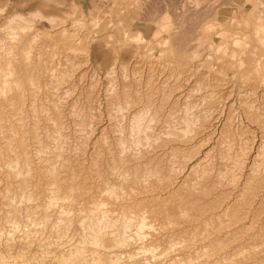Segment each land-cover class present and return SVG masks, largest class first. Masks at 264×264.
Wrapping results in <instances>:
<instances>
[{"label": "rangeland", "instance_id": "1", "mask_svg": "<svg viewBox=\"0 0 264 264\" xmlns=\"http://www.w3.org/2000/svg\"><path fill=\"white\" fill-rule=\"evenodd\" d=\"M262 28L264 0H0V264H264ZM100 203L146 239L96 241Z\"/></svg>", "mask_w": 264, "mask_h": 264}, {"label": "bare ground", "instance_id": "2", "mask_svg": "<svg viewBox=\"0 0 264 264\" xmlns=\"http://www.w3.org/2000/svg\"><path fill=\"white\" fill-rule=\"evenodd\" d=\"M205 4V3H204ZM201 7V6H200ZM39 8H40V6H39ZM40 11V10H39ZM183 13V12H182ZM199 15V14H198ZM258 15V14H257ZM182 17V16H181ZM194 17V16H193ZM24 18V17H23ZM201 19V18H200ZM203 19V18H202ZM49 24V23H48ZM201 24V23H200ZM93 25V24H92ZM95 25V24H94ZM106 25V24H105ZM168 26V25H167ZM165 28V27H164ZM194 29V28H193ZM198 29V28H197ZM163 30V29H162ZM210 30V27L209 28H206L205 30H204V33L203 34H205V33H207V31H209ZM264 32V30H263V28H262V30H261V32ZM63 32H64V34L63 35H65V33L67 32L65 29L63 30ZM50 34V33H49ZM198 34V33H197ZM260 34V32L258 31L257 32V36ZM38 35V34H37ZM165 35V34H164ZM198 36V35H197ZM35 39V38H34ZM142 40H143V38L141 37V39H140V42H142ZM262 42V43H261ZM261 44L264 46V41L263 40H261ZM1 44V43H0ZM260 46V45H259ZM120 53V52H119ZM28 55V54H27ZM134 64V63H133ZM129 67V66H128ZM110 69H112V68H110ZM54 77V76H53ZM179 78V77H178ZM56 79V78H55ZM131 82V81H130ZM61 82H59V81H57V85H59ZM191 83V82H190ZM52 86V85H51ZM171 86V85H170ZM57 87V86H56ZM57 89V88H56ZM110 89V88H109ZM3 91V90H2ZM242 91V90H241ZM60 92V91H59ZM211 93V92H210ZM67 94V93H66ZM187 100V99H186ZM141 105V104H140ZM194 110V109H193ZM206 114V113H205ZM210 114H212V113H210ZM209 115V114H208ZM207 116V115H206ZM40 117V116H39ZM136 117V116H135ZM210 117V116H209ZM207 118V117H206ZM229 118V117H228ZM132 119V118H131ZM135 119H138L137 117L135 118ZM190 119V118H189ZM199 120V119H198ZM208 120V119H207ZM210 120H212V119H210ZM230 120H232V119H230ZM214 129L216 130V132L218 131V135H221L222 134V131L224 130V128L226 127V122H228V119H225L224 121H222L221 119H215L214 121ZM212 122V123H213ZM231 122V121H230ZM190 123V122H189ZM188 129H189V126L187 127ZM179 129V128H178ZM187 129V130H188ZM220 129H222V131L220 132ZM186 130V131H187ZM168 131V130H167ZM190 131V130H189ZM188 132V131H187ZM115 133V132H114ZM185 134H186V132H184ZM209 133V132H208ZM187 135V134H186ZM221 137V136H220ZM205 140V139H204ZM140 141V140H139ZM191 141V140H190ZM208 141V140H207ZM228 141V140H227ZM103 144V143H102ZM200 144V143H199ZM201 144H205V143H201ZM224 144V143H223ZM213 146V145H212ZM184 148V147H183ZM197 148H199V147H197ZM202 148V147H201ZM200 148V149H201ZM200 153H202V152H200ZM205 154V153H204ZM203 154V155H204ZM207 155V154H206ZM205 156V155H204ZM193 157V156H192ZM207 157H208V155H207ZM172 160V159H171ZM175 160V159H174ZM167 163V162H166ZM192 163V162H191ZM195 164V163H194ZM124 167V166H123ZM189 167H190V165H189ZM193 167V166H192ZM192 167H190V168H192ZM196 167V166H195ZM194 168V167H193ZM264 169V168H263ZM192 170V169H191ZM261 170V169H260ZM262 171V170H261ZM192 172V171H191ZM263 172H264V170H263ZM173 173V172H172ZM254 173V172H253ZM260 174V173H259ZM259 174H257L256 176H258ZM264 174V173H263ZM262 175V174H261ZM254 177V176H253ZM255 178V177H254ZM249 180V179H248ZM247 180V182H249ZM227 183V182H226ZM142 184H145V183H142ZM156 185V184H155ZM225 185V184H224ZM91 188V187H90ZM119 188V187H118ZM111 190V189H110ZM115 190V189H114ZM109 191V190H108ZM116 191V190H115ZM115 191H113V192H115ZM121 192V191H120ZM105 194V193H104ZM107 194V193H106ZM108 194H109V192H108ZM114 194H117V193H112L111 192V195H110V198L111 197H116V195L114 196ZM126 194V193H125ZM51 195H52V193H51ZM134 195V194H133ZM237 195V194H236ZM92 196V195H91ZM107 196V195H106ZM109 196V195H108ZM160 196V195H159ZM132 197V196H131ZM119 198H121V197H119ZM241 198V197H240ZM8 199V198H7ZM114 199V198H113ZM112 199V200H113ZM57 200H59V199H57ZM241 200V199H240ZM50 201H51V199H50ZM49 201V202H50ZM102 201V200H101ZM118 200H116V202H117ZM120 201V200H119ZM237 201V200H236ZM12 202V201H11ZM28 202V201H27ZM112 202H114V200L112 201ZM157 202V201H156ZM63 203V202H62ZM65 203V202H64ZM121 203V202H120ZM235 203V202H234ZM240 203V202H239ZM97 204V203H96ZM101 204V203H100ZM106 204V203H105ZM105 204H101V205H99V206H97V208L96 209H94V211H91L90 210V213H89V215H90V218L89 219H87V220H89L88 222L90 223V226L91 227H93V231H95V232H92V233H95V238H96V241H98L99 239H101L99 236L100 235H98L99 234V230H100V228L102 227H104L103 225H105L106 226V229H107V227H109V229H110V227L113 229L112 230V232H111V234H112V236H113V240L115 241V245L117 244V245H125L126 244V242H129L130 240L127 238L128 236H129V234H130V232H129V234H127L126 233V231H128V230H125V229H128V228H132L133 226H135L133 229H135L136 228V236H137V239H144L145 238V229L147 228V226H149V225H151V224H149L148 225V222H147V217H137V218H133L134 216H133V214H132V216L133 217H131V220H128V219H130V218H127L128 216H131L129 213V215L128 214H126V219L122 222V223H120L119 224V221L118 220H116L115 219V217H112L111 216V214L112 213H114V212H112L111 210H109L106 206H108V205H105ZM112 204V203H111ZM110 204V205H111ZM55 205H56V203H55ZM109 205V206H110ZM119 204H117V206H118ZM121 205V204H120ZM125 205V204H124ZM233 205V204H232ZM235 205V204H234ZM239 205V204H238ZM238 205H237V207H238ZM51 206V205H50ZM54 206V205H53ZM115 206V205H114ZM126 206V205H125ZM52 207V206H51ZM123 207V206H122ZM236 207V208H237ZM50 208V207H49ZM95 208V207H94ZM150 208V207H149ZM235 208V207H234ZM52 209V208H51ZM54 209H55V207H54ZM67 209V208H66ZM110 209H111V207H110ZM127 208L125 207V209H122V211H124V210H126ZM229 209V208H228ZM232 209V208H231ZM47 210V209H46ZM56 210V209H55ZM69 210V209H68ZM237 210V209H236ZM54 211V210H53ZM57 211V210H56ZM60 211V210H59ZM113 211H114V208H113ZM155 211V210H154ZM231 211V210H230ZM230 211H228V212H230ZM112 212V213H111ZM129 212V211H128ZM47 213V212H46ZM123 213V212H122ZM231 213V212H230ZM60 216L61 217H64V212L62 211H60ZM115 214V213H114ZM154 214V213H153ZM152 214V215H153ZM226 214V213H225ZM78 215V214H77ZM113 215V214H112ZM122 215H124L125 216V214H122ZM122 215H121V217H122ZM152 215H150V216H152ZM227 215V214H226ZM239 215V214H238ZM71 216V215H70ZM84 216V215H83ZM118 216H120V215H118ZM143 216V215H142ZM255 216V215H254ZM72 217V216H71ZM76 217V216H75ZM116 217H117V214H116ZM136 217V216H135ZM153 217H155V216H152V218ZM239 217V216H238ZM227 218V217H226ZM229 218V217H228ZM227 218V219H228ZM72 219V218H71ZM78 219V218H77ZM118 219V218H117ZM75 220V219H74ZM86 220V221H87ZM151 220V219H150ZM235 220V219H234ZM81 221H82V219H81ZM85 221V223L87 224V222ZM136 221V222H135ZM68 222V221H67ZM83 222V221H82ZM121 222V221H120ZM150 222V221H149ZM233 222V221H232ZM61 223V222H60ZM81 223V222H80ZM84 223V222H83ZM151 223V222H150ZM235 223V222H234ZM234 223H232L233 225H234ZM237 223V222H236ZM79 224V223H78ZM122 224V225H121ZM135 224V225H134ZM222 224V223H221ZM220 224V225H221ZM223 224H225V223H223ZM68 225H69V223H68ZM81 225V224H80ZM83 225V224H82ZM154 225V224H153ZM161 225V224H160ZM232 225V226H233ZM239 225H240V222H239ZM79 226V225H78ZM87 226H88V224H87ZM89 226V227H90ZM230 226V225H229ZM80 227H82V226H80ZM153 227H155V226H153ZM223 227V226H222ZM227 227V226H226ZM152 228V227H151ZM99 229V230H98ZM105 229V230H106ZM132 229V230H133ZM149 229V228H148ZM226 229V228H225ZM232 229V228H231ZM264 229V228H263ZM81 230V229H80ZM131 230V229H130ZM156 230V229H155ZM155 230H154V232H153V234L155 233ZM207 230H209V229H207ZM261 230V229H260ZM110 231H111V229H110ZM109 231V232H110ZM133 231H135V230H133ZM149 231V230H148ZM150 231H153L152 229H150ZM157 231V230H156ZM211 232H212V230H210ZM227 231V230H226ZM231 231V230H230ZM236 231V230H235ZM89 232V231H88ZM100 232H101V230H100ZM103 232V231H102ZM211 232H210V234H211ZM224 232V231H223ZM107 233V232H106ZM209 233V232H208ZM213 233V232H212ZM226 233V232H225ZM231 233H232V231H231ZM126 234L128 235V236H126ZM134 235L135 234V232L134 233H132L131 232V235ZM233 234V233H232ZM236 234V233H235ZM262 234V233H261ZM102 236H103V233L101 234ZM132 235V236H133ZM151 235V234H150ZM150 235H149V237H150ZM219 235H221V233L219 234ZM237 235H238V232H237ZM135 236V235H134ZM133 236V237H134ZM147 236V235H146ZM159 236V235H158ZM194 237H195V235H193ZM206 235L204 234L203 235V237H205ZM229 236H231V235H229ZM229 236H228V238H229ZM90 237V236H89ZM132 237V238H133ZM151 237H153L152 235H151ZM162 238H163V236H161ZM208 237V236H207ZM212 237V234H211V236H210V238ZM216 237V236H215ZM112 238V237H111ZM130 238V237H129ZM136 238V237H135ZM148 238V237H147ZM233 238V237H232ZM231 238V239H232ZM127 239L129 240V241H127ZM146 239V238H145ZM152 239H154V238H152ZM160 239V238H159ZM206 239V238H205ZM205 239H202V240H205ZM207 239H209V238H207ZM212 239V238H211ZM241 239V238H240ZM94 240V239H93ZM102 240V239H101ZM156 240V239H155ZM220 240V239H219ZM229 240V239H228ZM142 241V240H141ZM157 241H159V240H157ZM206 241H208V240H206ZM233 241V240H232ZM242 241V240H241ZM143 242V241H142ZM170 242V241H169ZM203 242V241H202ZM225 242V241H224ZM228 242V241H227ZM103 243V242H102ZM125 243V244H124ZM173 243V242H172ZM206 243V242H205ZM215 243V242H214ZM210 244H212V246H213V242L212 243H210ZM234 244H236V243H234ZM239 244V243H238ZM175 245V244H174ZM206 245V244H205ZM208 246H209V244H207ZM206 245V246H207ZM226 245V244H225ZM231 245V244H230ZM96 246V245H95ZM223 245H221V247H222ZM232 246V245H231ZM98 247V246H97ZM122 247V246H121ZM189 247H190V245H189ZM223 247H225V246H223ZM233 247H234V245H233ZM236 247V246H235ZM234 247V248H235ZM120 248V247H119ZM213 248V247H212ZM220 248V247H219ZM129 249V248H128ZM151 249V248H150ZM190 249V248H189ZM154 250V249H153ZM159 250V249H158ZM213 250V249H212ZM215 250V249H214ZM221 250V249H220ZM151 251V250H150ZM216 251H218V250H216ZM223 251V250H222ZM229 251V250H228ZM231 251V250H230ZM81 252V251H80ZM154 252V251H153ZM173 252V251H172ZM213 252V251H212ZM125 253V252H124ZM142 253V252H141ZM149 253V252H148ZM214 253H216V252H214ZM213 253V255H215ZM218 253V252H217ZM226 253H227V251H226ZM122 254H123V252H122ZM220 254V253H219ZM223 254V252L221 253V255ZM225 254V253H224ZM116 255V254H115ZM120 255V254H119ZM125 255V254H124ZM151 255H152V252H151ZM143 256V255H142ZM154 256V259H155V255H153ZM163 256V255H162ZM162 256H161V258H162ZM165 256V255H164ZM220 256V255H219ZM223 256V255H222ZM116 257V256H115ZM122 257V256H121ZM140 257V256H139ZM203 257V256H202ZM119 258V257H118ZM216 258L218 259V257L216 256ZM214 259V258H213ZM221 259V258H220ZM131 260V259H130ZM190 260V259H189ZM219 260V259H218ZM232 260V259H231ZM116 261H118V260H116ZM119 261H120V258H119ZM153 261V260H152ZM228 262V261H227ZM119 262H116V264H118ZM122 263V262H121ZM114 264H115V262H114Z\"/></svg>", "mask_w": 264, "mask_h": 264}]
</instances>
